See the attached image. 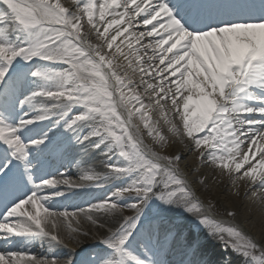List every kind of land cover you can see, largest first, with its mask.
<instances>
[{"label":"snow or ice","instance_id":"obj_1","mask_svg":"<svg viewBox=\"0 0 264 264\" xmlns=\"http://www.w3.org/2000/svg\"><path fill=\"white\" fill-rule=\"evenodd\" d=\"M73 3L71 11L61 0H0V203L5 208L0 241L28 248L43 237L51 252L64 244L59 236L62 227L69 239L81 234L73 227V222L79 224L76 211L51 207L47 189H56L52 195L62 197L57 185H68L69 180L54 178L49 159L63 157L73 140L79 145L90 141L86 147L108 156V171H90L81 178L96 187L113 180L124 183L89 207L87 219L103 227L98 224L100 216L115 217L126 207L134 215L124 217L100 240L102 254H89L78 262L69 258L64 264H170L165 259L167 242L174 235L169 216L176 211L195 215L197 223L231 248L243 264H264V246L206 214L179 174V155L161 156L144 145L142 129L132 124L136 114L160 149L168 140L160 121H152L153 105L144 103L123 71H135L134 57L139 71L152 78L143 81L145 92L154 98L168 132L186 147L191 142L204 164L234 184L247 181L251 187L245 196L264 212V0ZM141 14L142 23L153 27L140 32L133 44L129 41L135 33L129 30ZM110 29L115 30L109 34ZM125 33L128 53L117 45ZM145 35L159 36L155 41L162 49L159 55H148L146 50L154 48L151 42L136 47ZM117 56L126 65L116 63ZM154 61H158L155 77L150 70ZM118 107L125 109L127 118ZM169 111L179 117L182 128ZM129 193L134 195L120 203ZM25 205L34 211H21ZM92 213L100 216L94 219ZM16 215L27 221L13 226L8 218ZM189 252L195 255V241L186 246L185 256ZM25 259L28 264H58L55 255L38 259L14 251L0 254V264H23ZM178 264L198 261L181 259Z\"/></svg>","mask_w":264,"mask_h":264},{"label":"bare ground","instance_id":"obj_2","mask_svg":"<svg viewBox=\"0 0 264 264\" xmlns=\"http://www.w3.org/2000/svg\"><path fill=\"white\" fill-rule=\"evenodd\" d=\"M97 2H101V0H97ZM155 2V0H153ZM61 4L64 5L65 7L69 8V10L74 11L75 10V4L73 3V0H61ZM139 24L137 22L134 23L136 29V33L139 35L140 32H142L141 27L146 30L148 27L142 23L143 21V14H141L140 17H138ZM86 22V18H85ZM155 23H158V21H155ZM141 26V27H140ZM137 35V36H138ZM125 36H128V33H125ZM125 37V38H126ZM95 43L94 39L95 37L92 36L90 37ZM141 39V38H140ZM154 40V39H152ZM151 40V41H152ZM130 43L135 44V39H132L129 41ZM141 42V40H140ZM118 43V42H117ZM146 44V42H143ZM143 43L136 44V47H141ZM128 52H130V49L127 47ZM115 50V46L113 51ZM148 52V55H152L153 52L150 49L146 50ZM118 64L123 65L125 63V60L121 57H117ZM133 61H135L134 57H131ZM147 59V57H145ZM136 62V61H135ZM153 63V73L152 76L155 77L156 75V65H158V61H154ZM164 65H159V68H163ZM139 70V64L136 66V71ZM123 71L127 72V75L131 77L133 81V85L135 86V92L140 95L141 99L144 101V103L147 105L151 103L152 105L155 104L154 98L150 100L149 98L145 97V84L143 83L141 87V84L137 82L136 76L130 73V69H124ZM141 74V73H140ZM168 73H165V76H168ZM152 79L151 77H146L144 81ZM170 79L175 80L176 77H170ZM153 83H156V80H152ZM167 83V81H166ZM130 86V87H132ZM173 89L175 88V85L172 86ZM148 94V93H146ZM187 94V93H185ZM118 95V94H117ZM151 95V94H148ZM171 95V93L169 94ZM183 98L181 97V100ZM152 101V102H151ZM161 103L165 104V107L168 109H171L170 103H166L162 101ZM182 107V106H181ZM124 112L125 109L123 108ZM182 111V109H181ZM126 114V112H125ZM151 117L153 118L154 121L159 120L160 124L159 127L163 131V134L168 137V125H166L163 120L161 119L160 116V111L159 107L156 105H153V111L151 112ZM169 116L174 119V122L177 124V126L180 127V123L178 121V116H175V114L172 111H169ZM127 118V114H126ZM132 124L140 126L142 130L143 128V122L141 123L140 120L135 119L132 117ZM133 134L134 130H133ZM143 134V143L145 146L152 147L151 141L149 139V136L147 135V129L142 131ZM180 144L184 145L183 148L175 147L173 150V155H179L181 157L179 164H178V170L179 173L184 176L186 179L187 183H189L191 190L194 191L195 195L197 198H199L202 202V204L208 208V210H211L213 212H216L220 217H222L227 223H231L235 226H237L239 229H241L243 232L249 234L253 239L257 242V244L264 246V212H261L260 208L258 205H254L251 201L248 200V198L245 196V193L250 191V184L246 182L239 183L237 181L235 184L233 183L232 179H229L221 174H217L213 169L212 166H208L204 164L202 161L198 162V157H194L195 154L192 153V146L191 142H188V146L186 147L184 143H181L180 138L178 137ZM170 146L173 145V142H170ZM156 145V144H155ZM170 146L168 148V152L170 151ZM259 146V145H257ZM153 148V147H152ZM157 149V148H156ZM155 149V150H156ZM159 152V151H158ZM92 155L90 151H87V163L91 162V158L89 156ZM92 157V156H90ZM259 157H257V160ZM54 162L58 165V169L62 168L65 166L64 162L56 157L54 159ZM255 163V161H253ZM201 179H204V183L201 184L199 181ZM212 186L211 190H208V188ZM81 195L78 200L73 199V202H66L65 205L67 208L71 210H75L79 208L80 206H83L88 203L87 197L89 195L88 192L79 194ZM239 198V199H238ZM214 205H213V204ZM243 204V206L241 205ZM248 204V206H246ZM57 207V206H56ZM215 208V209H214ZM217 208V210H216ZM214 209V210H213ZM229 212L235 213L234 216L228 215ZM258 219V222H256L254 219ZM100 222H102L105 225H108L110 228H117L119 221L116 217H111V216H106V217H100L99 219ZM58 223H62V221L58 220ZM87 225L84 226V231L92 234L93 230L90 228L86 227ZM256 226V227H253ZM48 230L51 231V227L47 226ZM81 229V228H80ZM96 232L98 235L104 237L107 235V233L101 229L97 228ZM75 235V239H69L68 236L69 234L61 228L59 232L60 238L64 241V244L53 249L51 252L48 250V245H47V239L43 237H38L36 238L33 243L28 247L25 248L22 245H13L10 249V251L14 252H34L38 255L41 256H53L55 255L56 257H66V258H72L74 261L78 260V255H75L76 251L81 250V247L84 246V250L86 251L85 254L87 253L92 254H102L103 252V246L102 245H92L90 248L89 245V239L80 236L77 234ZM41 240L44 241L43 246L41 245ZM78 241V243H77ZM66 245V247L64 246ZM7 245H3L0 248V254H5L7 253L6 250ZM173 247H175L173 245ZM9 252V251H8ZM207 254V253H206ZM204 253H201L200 258L205 261L203 262L204 264H210L209 261L212 259L208 254L206 255ZM199 253L195 251V255L192 257V259H198ZM59 262V261H58Z\"/></svg>","mask_w":264,"mask_h":264},{"label":"rangeland","instance_id":"obj_3","mask_svg":"<svg viewBox=\"0 0 264 264\" xmlns=\"http://www.w3.org/2000/svg\"><path fill=\"white\" fill-rule=\"evenodd\" d=\"M74 111H79V109H74ZM135 117H138L139 118V116H138V114L135 116ZM83 132H85V133H87V131H88V129L87 128H85V130L83 129L82 130ZM168 142H167V144H166V146L163 148V149H160L159 147H158V145H156L158 148H159V150L160 151H168V148H169V144H171L170 142L172 141L173 142V145L172 146H170V151L168 152V154H170L171 156H173V150H172V148L174 149L175 147H179V148H183L184 147V145H182V144H180V141H179V139H178V137L177 136H174V135H172V134H169L168 135ZM85 143H87V144H90V141H88V142H85ZM81 146L82 145H79V144H77V147H78V151H82L83 150V148L81 149ZM103 147V146H102ZM93 150H94V154L96 155V157H99L98 159H101V160H105L106 159V157H107V155H105V153L103 152V151H101V150H98V149H95L94 147H91ZM192 153L193 154H195V156L194 157H198V152H195V151H192ZM122 185V184H121ZM212 189V186H210L209 188H208V190H211ZM114 190V188H112L110 191H108V192H106L105 194H99L98 195V197H97V202H101L102 200H104L105 199V197L106 196H110V194H111V192ZM129 196H132V194L131 193H129V194H126L125 195V197L124 198H122L121 199V201H119L120 203H123L124 202V200L127 198V197H129ZM113 199H115V198H113ZM239 199V198H238ZM127 201V200H126ZM213 204V203H212ZM214 205V204H213ZM241 205L243 206V204L241 203ZM246 206H248V204H246ZM215 209V208H214ZM213 209V210H214ZM216 210H217V208H216ZM174 213H179V214H181V213H183V212H181V211H176V212H174ZM132 214H134V212L130 209V208H124V210H123V212H121V213H118L117 215H116V218L118 219V221H119V224L122 222V220H123V218L124 217H126V216H131ZM77 218L79 219V224L77 225L75 222H73V227H78L79 229H80V233L81 234H77V235H80V236H84V237H86V238H88L89 239V243H90V245H96V244H100V240L103 238L102 236H100V235H98L97 234V232H96V229L97 228H101V229H103L106 233H107V235L109 234V230H112V231H114L116 228H110L108 225H105V224H103L102 222H100L99 220H98V224H103V227H99L97 224H93L91 221H89L88 219H87V215H78L77 216ZM93 218L94 219H96V216L95 215H93ZM256 222H258V219H254ZM58 222V221H57ZM119 224H118V226H119ZM85 225H87L86 227L87 228H90L91 230H93V233L92 234H90V233H88V232H86V231H84V226ZM48 227L50 226V224L49 225H47ZM253 227H256V226H253ZM83 233H87V235L85 236V235H83ZM187 236H193V234H194V232L192 231V229L191 230H187ZM206 235L207 234H209L208 233V230H206V233H205ZM206 235H204V236H206ZM212 238H215V239H218V238H216V237H213L212 236ZM220 242V241H219ZM221 243V242H220ZM185 245H188V244H190V243H188L187 241L184 243ZM89 245V246H90ZM82 250H84V246L83 247H81V250H79V251H76L75 253H76V255H78ZM224 250H225V252L226 253H229V254H227V257L225 258V262H230L231 261V258H233L236 262H238L239 264H243V260H242V258L241 257H239L234 251H232V249L231 248H225L224 247ZM82 253V252H81ZM226 253H224V254H226ZM25 254V253H24ZM28 254H31V255H22V256H24L25 258H27V257H30V256H33V255H35L38 259H41V258H49L48 256H45V257H38L36 254H32V253H28ZM220 254L221 255H224L223 254V252H220ZM92 255H96V254H92ZM58 258V264H64V261H66L67 259H69V258H66V257H63V256H60V257H57ZM25 262L27 261V259H25L24 260ZM27 264H28V261H27Z\"/></svg>","mask_w":264,"mask_h":264}]
</instances>
